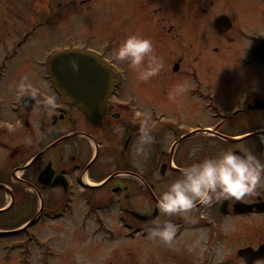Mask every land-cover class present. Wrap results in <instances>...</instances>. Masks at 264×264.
Here are the masks:
<instances>
[{
	"label": "flooded vegetation",
	"instance_id": "af4514ba",
	"mask_svg": "<svg viewBox=\"0 0 264 264\" xmlns=\"http://www.w3.org/2000/svg\"><path fill=\"white\" fill-rule=\"evenodd\" d=\"M189 1V6L184 8L170 7L167 17L158 16L159 8L154 6L146 11L144 28L147 33H160V37L170 41L172 46L169 62L150 80L186 77L195 81L198 76H217L216 64L206 58L209 43L194 45L190 42L189 36L200 30L205 34H201L202 39L212 32L224 41L219 43L234 66L233 73L243 70L245 75L257 77L261 82L243 85L234 95L233 102H227L226 96H232L238 75L231 74L228 69L225 71L228 79L221 93H215L209 83L204 88L187 87V94L197 100L209 123L202 124L201 129L178 133L166 123L170 117L156 113L151 105L139 109L133 99L121 94L119 89L126 76L129 77L127 61H115L108 55L109 49L62 47L94 52L111 67L113 82L102 115L94 121L87 119L76 106L68 104L49 75L45 76L49 81L47 87L41 84L32 87L31 82H26L23 91H16L9 100L0 94V232L18 231L0 237V263L32 264V256L38 252L36 264H63L56 260L57 255L54 259L52 242L56 236L46 233L49 223H61L56 225L60 230L72 219L76 231L87 232V238L95 237L97 222L102 227L105 225L103 220L95 217L100 202L107 211L116 209L125 238L149 237L148 229L154 221L163 223L169 219L177 227L176 238L182 230L194 226V218L189 211L186 215L165 216L160 213L157 201L160 192L178 177L182 166L217 155L227 148L240 151L247 147L264 158V58H257L256 51L264 34L254 36L252 29L237 27L236 17L229 14L221 13L205 20L200 13L211 14L209 8L213 7L214 1ZM192 14L199 21L195 24L196 29L190 20ZM223 15L224 25L216 21ZM184 24L189 26L183 27ZM164 48L166 46L160 51ZM213 51L217 52L218 48ZM161 52L155 53L160 55ZM199 68L203 70L198 75ZM30 92L34 94V101L26 108L22 96ZM6 111L12 114L11 123L1 118ZM145 119L152 128L154 141L147 146V156H138L135 146ZM199 132L202 134L199 147L192 144L179 148L185 138L198 136ZM82 143L91 148L86 158L75 149ZM193 149L196 151L192 152ZM107 151L105 163L113 168L104 173V166L98 164L97 159ZM96 189L105 196L96 199L93 192ZM130 194L137 196L138 207L129 201ZM81 203L84 209L78 215ZM211 207L217 211L215 223L249 219L247 229L253 238V231L264 223V188L246 201L224 200L214 202ZM200 217V224L206 228L214 223L208 216ZM237 229L241 231L240 226ZM225 234L226 230L222 229V236L218 237L217 233L212 238L220 240ZM252 238L247 243L234 245V263L225 264H264V238L255 242ZM247 248L257 252L244 257Z\"/></svg>",
	"mask_w": 264,
	"mask_h": 264
},
{
	"label": "rangeland",
	"instance_id": "374dc122",
	"mask_svg": "<svg viewBox=\"0 0 264 264\" xmlns=\"http://www.w3.org/2000/svg\"><path fill=\"white\" fill-rule=\"evenodd\" d=\"M83 1L80 3L79 0H0V94L2 96L4 95L9 100L16 91H23L26 82H31L29 85L32 87L37 84L47 87L49 81L45 79V76L49 75V57L66 45L109 49L108 55H112V50L130 33H139L150 38L156 53L161 52L160 49L166 46L160 55H157L161 65L165 66L172 57L171 42L162 39L158 32L147 33V29L144 28L146 11L154 6L159 8L158 16L167 17L170 7L184 8L189 6L188 2L190 3L189 0ZM194 1L193 6H195ZM213 1V7L209 8L212 10L211 14L205 16L200 13L205 20L211 19L213 15L229 14L236 17L237 27L252 29L255 32L252 34L254 36L264 34V0ZM190 20L196 29L195 24L199 21L193 14ZM185 26L189 25L184 24L183 27ZM206 31L211 32L208 29ZM201 34L205 35L200 30L194 31L189 36L190 42L194 45L209 43L210 47L206 52V58L209 62L216 64L217 76L212 78L198 76V80L195 81L186 77L156 80L157 82L154 80L142 81L138 78L137 70L129 68V77L126 76L119 89L122 95L133 99L139 109L148 108L151 105L155 108L156 113L170 117L166 119V123L170 124L169 128L178 133L201 129L202 124L209 123L206 113L201 111L197 100L187 94V87L204 88L205 84L209 83L215 93H221L223 92L222 87H225L228 79L225 75V71L228 69L231 74L238 75L232 96L223 95L227 97V102H233L236 98L234 95L243 85L261 82L257 77L245 75L243 70L233 73L234 66L227 60L224 46L219 43H224V41L212 32L205 39H202ZM212 43L214 44L212 45ZM215 47L219 52L213 51ZM3 64H5L4 67ZM202 70L198 69V75ZM181 87L185 90L179 91ZM173 94H175V99H170ZM3 115L1 117L4 119H2L3 121L12 122L10 112L6 111ZM200 136H202L201 132L198 136L185 138L179 148L183 149L192 144L199 147ZM75 149L77 154L85 158L91 150L85 143L76 146ZM107 155L108 151L105 154L102 153L97 159L98 164L101 163L104 166V173L113 168L105 163ZM93 192L96 199L105 196L99 189L93 190ZM136 199L135 194H130L129 201L134 207L139 206ZM79 209L78 215L84 209L82 203ZM189 213L194 218L192 222L194 226L184 230L171 244L152 239L150 236L135 239L125 238L120 222L117 220L116 209L107 211L105 208L97 209L95 217L103 220L105 227L110 229V232H104L97 222L98 232L95 237L87 238V232L80 231V234L78 230L76 231L72 227L75 222L70 219L71 222L62 224L60 230H57L56 225L61 223H49L46 233L56 236L52 242L55 251L54 259L57 255L56 260L63 264L234 263L233 260L236 256L232 251L234 245L247 243L252 238L247 229V226L250 225L247 218L227 219L225 222L215 223L217 211L213 210L211 206L200 204L189 210ZM200 216L203 218L208 216L213 219L214 223L206 228L200 224L202 220ZM238 226L241 231H237ZM222 229L226 230L224 238L213 240L214 234L218 233V237L222 236L220 235ZM213 231L215 233L212 235ZM253 233L255 237L252 240L254 242L264 238V223L260 229L254 230ZM202 234L206 236V239L202 241L203 249L201 250L200 245L195 247L194 245ZM19 250L17 249V251ZM1 252L2 250H0ZM36 255L38 256V252L32 256V264H36ZM14 264H18V261Z\"/></svg>",
	"mask_w": 264,
	"mask_h": 264
},
{
	"label": "clouds",
	"instance_id": "9594fccd",
	"mask_svg": "<svg viewBox=\"0 0 264 264\" xmlns=\"http://www.w3.org/2000/svg\"><path fill=\"white\" fill-rule=\"evenodd\" d=\"M117 62L127 61L128 67L137 70L138 78L148 81L156 76L161 63L150 38L139 33L127 34L112 50ZM181 87L179 91H184ZM175 99V94L170 96ZM154 136L148 120L140 125L135 154L147 156V146ZM193 149L192 152H195ZM264 188V158L245 147L240 151L223 149L219 154L194 160L182 166L177 178L160 192L157 207L165 216L186 215L197 204L211 206L224 200L246 201ZM177 231L172 220H157L149 227L150 238L171 244ZM205 235L195 242L203 249Z\"/></svg>",
	"mask_w": 264,
	"mask_h": 264
},
{
	"label": "water",
	"instance_id": "95a60500",
	"mask_svg": "<svg viewBox=\"0 0 264 264\" xmlns=\"http://www.w3.org/2000/svg\"><path fill=\"white\" fill-rule=\"evenodd\" d=\"M224 17V15L220 16L216 21L224 25ZM263 50L264 38L256 49L257 57L260 59L264 58ZM50 73L69 105L76 106L87 119L92 121L102 115L113 74L99 58L78 49L59 51L50 58ZM22 101L23 106L29 108L34 96L26 93ZM9 234L13 233H0V235ZM250 250V248L244 249V257L257 252Z\"/></svg>",
	"mask_w": 264,
	"mask_h": 264
},
{
	"label": "bare ground",
	"instance_id": "6f19581e",
	"mask_svg": "<svg viewBox=\"0 0 264 264\" xmlns=\"http://www.w3.org/2000/svg\"><path fill=\"white\" fill-rule=\"evenodd\" d=\"M92 184H94L93 182H91ZM184 230H182L181 232H180V234L173 240V242L182 234V232H183ZM172 242V243H173Z\"/></svg>",
	"mask_w": 264,
	"mask_h": 264
}]
</instances>
